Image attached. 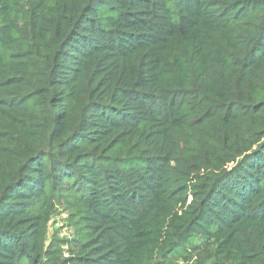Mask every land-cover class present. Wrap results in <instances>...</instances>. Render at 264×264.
<instances>
[{
  "label": "trees",
  "instance_id": "1",
  "mask_svg": "<svg viewBox=\"0 0 264 264\" xmlns=\"http://www.w3.org/2000/svg\"><path fill=\"white\" fill-rule=\"evenodd\" d=\"M178 260L264 264V0H0V264Z\"/></svg>",
  "mask_w": 264,
  "mask_h": 264
},
{
  "label": "rangeland",
  "instance_id": "2",
  "mask_svg": "<svg viewBox=\"0 0 264 264\" xmlns=\"http://www.w3.org/2000/svg\"><path fill=\"white\" fill-rule=\"evenodd\" d=\"M75 222L76 221H72V217H70L69 211H67L66 209H57L51 219L48 228L47 243H50L53 237L62 241L74 239L78 231V227ZM62 248L65 250V247ZM64 256H67L66 252L64 253ZM177 264L186 263L181 260H178Z\"/></svg>",
  "mask_w": 264,
  "mask_h": 264
}]
</instances>
